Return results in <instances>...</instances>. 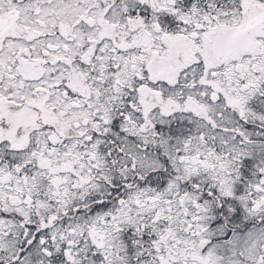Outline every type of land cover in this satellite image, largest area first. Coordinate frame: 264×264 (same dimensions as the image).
<instances>
[{
	"label": "snow or ice",
	"instance_id": "1",
	"mask_svg": "<svg viewBox=\"0 0 264 264\" xmlns=\"http://www.w3.org/2000/svg\"><path fill=\"white\" fill-rule=\"evenodd\" d=\"M0 264H264V0H0Z\"/></svg>",
	"mask_w": 264,
	"mask_h": 264
}]
</instances>
